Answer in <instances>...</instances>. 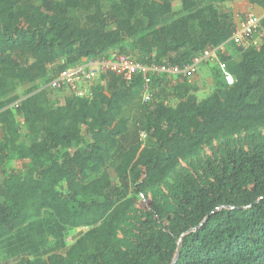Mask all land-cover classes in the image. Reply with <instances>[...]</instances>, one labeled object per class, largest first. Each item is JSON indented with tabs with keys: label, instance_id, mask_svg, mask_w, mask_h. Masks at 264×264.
Wrapping results in <instances>:
<instances>
[{
	"label": "trees",
	"instance_id": "obj_1",
	"mask_svg": "<svg viewBox=\"0 0 264 264\" xmlns=\"http://www.w3.org/2000/svg\"><path fill=\"white\" fill-rule=\"evenodd\" d=\"M227 1L0 0V242L56 218L54 246L14 264H264V41L221 55L232 86L210 63L202 100L163 73L150 103L140 74L64 104L40 87L129 43L146 66L184 67L231 42ZM78 227L90 229L67 246Z\"/></svg>",
	"mask_w": 264,
	"mask_h": 264
},
{
	"label": "built area",
	"instance_id": "obj_2",
	"mask_svg": "<svg viewBox=\"0 0 264 264\" xmlns=\"http://www.w3.org/2000/svg\"><path fill=\"white\" fill-rule=\"evenodd\" d=\"M264 16L253 10L247 12L236 24L235 32L231 38V44L235 49H247L250 46L259 47L264 41V31L261 23ZM224 45L206 50L196 56L192 63L184 67L179 65H151L141 63L137 56L110 50L101 59L83 58L81 62L71 65L52 78L47 84L40 83V87L52 93L68 91L75 97L93 98L96 87L110 74L121 76L127 82H131L136 75L143 76L142 103H150L156 100V90L153 88V75L157 73L169 74L175 85L178 81L197 76L200 68L215 62L220 67L225 81L232 86L236 77L229 71L228 62L222 59L225 54ZM142 139L146 134L142 132Z\"/></svg>",
	"mask_w": 264,
	"mask_h": 264
},
{
	"label": "rangeland",
	"instance_id": "obj_3",
	"mask_svg": "<svg viewBox=\"0 0 264 264\" xmlns=\"http://www.w3.org/2000/svg\"><path fill=\"white\" fill-rule=\"evenodd\" d=\"M175 10H180L182 7L181 0H175L174 2ZM226 7V5H225ZM232 9H230L231 11ZM185 12H181L176 16H169L164 18V22H170L177 16L184 15ZM118 51V50H115ZM128 54L135 55V51L133 48V44H128ZM238 53V50H237ZM239 56V54H237ZM237 56V57H238ZM212 63V62H210ZM209 63V64H210ZM210 69V67H209ZM195 83V82H194ZM196 84L200 86L198 91V99H203L207 97L214 87V81L212 76V71L210 69V73L205 75L202 78V81H196ZM155 89V88H154ZM156 90V89H155ZM157 92V90H156ZM50 101L53 104H64L67 97H70L72 94L68 91H62L57 93L50 92ZM173 104L174 100H170ZM134 109L129 111V114L132 116L135 112V104ZM18 121L22 122V117H18ZM1 134V130H0ZM211 152L210 148H207L201 152V156H206ZM2 177L0 175V181ZM55 215L51 212H42L39 217H33L30 220V223L24 225L22 227L21 232L15 234L10 240L1 241L0 242V264H14L19 261V257L24 254H37L46 252L50 250L55 244V238L51 236L48 231V225L54 222ZM90 227H78L72 229L65 238L66 245H71L75 242V240L81 236L84 232L89 230Z\"/></svg>",
	"mask_w": 264,
	"mask_h": 264
},
{
	"label": "crops",
	"instance_id": "obj_4",
	"mask_svg": "<svg viewBox=\"0 0 264 264\" xmlns=\"http://www.w3.org/2000/svg\"><path fill=\"white\" fill-rule=\"evenodd\" d=\"M259 1L264 2V0H259ZM225 5H226L225 7L226 10L231 14L233 20L235 21V24H237L244 17V15L250 10H253L257 14L264 16V5L253 3L251 2V0H230V1H227ZM230 9L232 10L230 11ZM224 49L228 56L232 58H236L238 56L237 50L235 49L233 44L226 43L224 45ZM208 73H210L209 65H204L200 68L199 74L197 76H192L186 79H188L189 82H191V84H196V81L197 82L202 81V78L205 77V75H207ZM213 90H214V87L212 91L210 92V94L213 92ZM197 96H198V93H197Z\"/></svg>",
	"mask_w": 264,
	"mask_h": 264
}]
</instances>
